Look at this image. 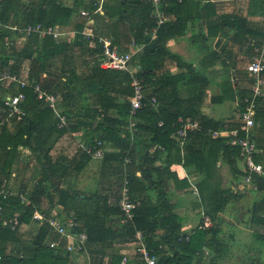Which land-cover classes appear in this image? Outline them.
<instances>
[{
	"label": "trees",
	"instance_id": "16d2710c",
	"mask_svg": "<svg viewBox=\"0 0 264 264\" xmlns=\"http://www.w3.org/2000/svg\"><path fill=\"white\" fill-rule=\"evenodd\" d=\"M168 1L169 6L165 9L166 20L156 28L155 37L152 39L150 32L156 24L150 3L144 0H119L115 11L109 12L108 9L110 17L117 16L110 27L108 38L111 46L116 47L119 52H126L133 39L134 44L141 48L133 56L131 64L138 67L134 75L141 80L143 86L142 107L132 117L135 126L134 131L130 132L128 122L130 98L133 94L131 75L100 67L102 46L98 42L91 47L88 45L81 34L83 24L77 26L78 31L72 47L84 56L85 72L79 74L76 69L71 68L64 70L59 78L50 73L43 78L40 77V72L46 68L47 61L69 50L70 44L46 36L38 42L35 51L26 47L17 51L13 44L6 46L4 38L8 37L13 42L12 38L17 35L8 29V16L13 9L11 0H0V23L5 24L0 26V66L17 73L15 69L21 58H30L29 78L40 80L43 88L56 96L58 92L64 94L62 101L58 102V109L69 120V131L76 133L82 129L81 139L86 145L99 141L106 147L118 146L121 151L120 162L122 163L125 155L130 160L128 188L131 198L139 202L134 209L133 222H120L117 201L122 168L119 169L118 192L112 203L97 200L90 210L89 205L84 206L85 204L79 207V211L77 206L74 207L80 228L87 234V248L94 253H104L108 247L111 248L106 251L111 254V264H120L122 256L119 250H112V246L115 243L123 245L129 242L136 231L145 235L148 247L158 258L157 264H220V260L230 252V246L225 244L221 236L223 230L219 214L239 196L230 188L212 184L213 174L210 172L209 163L215 162L221 156L232 173L237 174L235 158L238 157L239 149L228 145L222 137L210 136L209 130L224 124L214 121L201 110L210 79L196 69L192 62L172 52L167 46L170 38L184 34L188 19H183L182 14L186 11L188 2ZM92 2L93 0H75L71 7H67L61 0H31L21 16L16 15L10 23H41L65 27L76 10L84 8L91 11L94 8ZM170 14L175 17L168 19ZM263 34L264 32L260 37ZM86 56L91 60H87ZM9 62L13 64L9 65ZM57 84L62 85L60 91ZM22 91L26 96L21 105L25 111L23 121L16 131L4 130L0 133V179L8 178L18 158L19 148L29 149L36 162L29 167L33 169L32 189L28 193L32 206L24 207L17 199L10 203L0 199V205L4 206L5 215L18 211L20 220L30 223L34 209L42 210L41 198L47 199L50 196L46 168L53 148L56 147L54 150L57 152H60L59 148L62 149L58 144L65 130L57 128L53 111L43 105V101L37 98L31 88H24ZM1 96L2 94L0 98ZM153 97L156 105L151 102ZM99 110L103 112V116H100ZM110 111L114 114L109 113ZM187 117L197 120L201 129L188 132L182 164L184 167L195 164L202 172V179L196 185L198 200L195 205L212 220V225L206 228L201 227L200 220L189 232L182 230L184 217L176 211L177 204L168 197L167 192L169 177L176 183L177 188H184L185 191L188 188L187 181L185 178L177 179L167 167L161 169L159 165H155L163 153L175 146L171 135L180 126V120ZM256 117L262 120L261 114ZM159 122L162 124L159 125ZM69 137L67 142L73 144L71 136ZM155 146H161L162 149ZM77 150L83 153L82 163L79 165L82 168L83 161L92 157L80 147ZM58 157L65 159L62 153ZM255 160L259 162L256 157ZM137 172L140 174L136 175ZM254 181L257 186L255 192L262 195L263 203L262 213L258 216L253 214L250 221L263 229L260 233L254 231L253 235L259 245L264 247V178L254 176ZM22 184L18 188L24 190L27 186ZM62 195L60 194L64 197ZM46 234L47 225L43 224L31 239L25 240L21 233L0 225V264H72L71 258L74 255L61 246L49 247L45 242ZM230 236L233 238L232 232ZM205 248L209 250L208 253ZM13 250L16 252L13 253ZM75 264L81 263L75 260ZM126 264L144 263L135 256Z\"/></svg>",
	"mask_w": 264,
	"mask_h": 264
},
{
	"label": "crops",
	"instance_id": "0c3cea01",
	"mask_svg": "<svg viewBox=\"0 0 264 264\" xmlns=\"http://www.w3.org/2000/svg\"><path fill=\"white\" fill-rule=\"evenodd\" d=\"M30 1L11 0L13 9L8 16V25L11 24L10 22L14 20L16 15L18 17L21 16ZM61 2L65 6L71 7L75 0H61ZM187 2L186 11L182 14L183 19H188L184 34L170 38L167 46L172 52L192 62L196 69H199L209 77L210 84L201 108L202 112L214 121L228 122L230 126L236 127L240 123V114L243 106L242 99L249 95L251 91L252 81L245 71V66L252 55L251 41H257L264 32V0H187ZM104 3L103 14L92 15L89 24L93 29L109 37L110 27L117 16L110 17L108 9L109 12L115 11L119 0H105ZM81 9L83 8L71 14L69 21L65 24L66 33L61 38V41L70 44V49L51 57L46 63V68L40 72V77H45L46 75L48 77L50 73L52 76L59 78L64 70L71 68L76 69L79 74L85 72L86 60L84 56L72 47L78 31L77 26L81 25V23L83 24L84 21L79 15ZM174 17L173 14H170L168 19H173ZM1 25L4 26L5 24L0 23ZM44 38L33 36L19 40L14 36L12 38V46L17 51H21L25 47L35 51L38 42ZM88 56H86V59L91 60ZM21 59L15 72L29 75L31 60L30 58ZM5 69L0 66V72ZM232 73H235L238 78L236 82L231 80ZM61 87V84H57L58 91H60ZM8 90L16 91V88L5 83L0 85V95ZM63 96L64 94L61 92L57 93L58 102L62 101ZM109 113L114 114L113 111ZM260 114L262 120L256 117V115ZM254 122L251 133L257 148L255 157L260 163H264V96L257 98ZM82 132L83 130L81 129L76 133ZM59 142H61L59 144L63 146V150L59 148L60 152L58 151L57 154L62 153L65 159L60 158L63 156L58 157L56 153L55 156L53 155L54 148H56L54 147L51 151L53 157L51 155L46 168L50 182L47 186L50 196L47 199L45 197L41 198V211H56L61 215L70 213L77 215L74 208L76 206L79 211V207L83 204H85L84 206L89 205L88 209L90 210L91 205H94L97 200L112 203L116 196L115 194L118 192L119 169L121 168L119 160L120 147L108 145L102 158H89L83 161L82 168H79L82 163L83 153L77 150V147L72 145V143L67 142L66 136H63ZM182 152L184 153V146ZM183 153L181 154L179 147L174 146L171 150L163 153L159 160L155 162V165H159L160 168L167 167L169 172H173L176 175L177 179L185 178L187 181L188 188L185 191L184 188H177L176 183L169 177L167 192L168 197L177 204L176 211L184 217L182 230L189 232L199 223L202 215L205 214L197 209L195 202L198 200V196L190 189L191 185L196 187L197 183L202 179V172L196 168L195 164L184 167L182 164ZM209 166L211 168L210 172L213 174L211 178L212 184L230 188L233 193L239 196L237 200L230 202L225 210L219 214L221 229H224L222 228L223 223H227L234 230L237 229L239 233H243L245 230V234L252 237L250 239L251 243L245 252L255 250L257 254L253 255L261 262L260 258L264 256V247L259 245L253 232L260 233L263 229L252 224L250 219L253 214L258 216L262 213V195L248 188H242L241 177L245 172L243 163L238 157L235 158L237 174L232 173L231 168L221 156L215 162H210ZM139 174L140 172L136 173V175ZM17 177L18 173L11 168L8 178L17 180ZM52 179L56 180L54 181L55 185L52 184ZM30 180L28 184H22L27 186L28 193L32 189L33 180L31 182ZM60 194H63L62 196L64 197H61ZM249 198H252V200ZM242 201L247 202L246 214L242 215L246 221L244 230H241L240 227L236 228L234 225L241 213V211L239 212L240 208L237 209V207L242 205ZM230 211L234 212L229 222L226 218L229 219L227 215H229ZM222 234L223 232H221V236ZM50 239L59 241L61 246L64 244L57 234L50 235ZM224 240L225 244L230 246V252L225 258L220 260V264H223L226 258L231 256L233 246L238 244L234 233L233 238L228 235ZM107 249L111 248L108 247ZM113 249L119 250V253L122 250L132 251L125 243L123 245L115 243L112 246ZM106 251L104 253H94L90 250L89 255L92 254L89 258L90 261L88 259L87 261L90 264H111V254ZM208 251L205 248V252L208 253ZM81 256H85V254H81ZM132 257H135V255H132Z\"/></svg>",
	"mask_w": 264,
	"mask_h": 264
},
{
	"label": "built area",
	"instance_id": "2783aa9c",
	"mask_svg": "<svg viewBox=\"0 0 264 264\" xmlns=\"http://www.w3.org/2000/svg\"><path fill=\"white\" fill-rule=\"evenodd\" d=\"M151 4L153 7L152 17L155 19V27L150 32V38H154L156 34V28L162 25L166 20L165 9L169 6L168 0H144ZM180 1V0H179ZM105 0H93L92 4L94 8L90 11L87 9L80 10V17L83 21V28L81 30L82 36L87 41L88 45L94 46L96 42L102 46L100 67L105 69L118 70L127 72L131 75V86L133 88V94L130 98V111L128 129L130 132L134 131L133 115L137 109L142 107L143 99V86L141 80L134 75V72L138 70L131 64L133 56L141 49L136 46L131 40L129 50L126 52H119L116 47L111 46L110 39L93 29L89 24L90 17L94 14H103V4ZM8 29L17 35L19 40L29 38L31 36H38L44 38L46 36L53 37L56 41L61 40L65 34L64 27L58 25H43L41 23H25V24H11L8 25ZM148 35V32L145 33ZM4 43L6 46L13 44L10 38L5 37ZM252 55L248 63L245 66V71L251 78V91L250 94L243 97L242 104L243 110L240 114V123L238 126H230L228 122H225L221 127L213 130H209L212 138L222 137L226 143L230 146L237 147L239 149L238 158L243 163L244 175L241 177L242 188H248L252 191L257 190L254 176L264 178V164L255 160L257 148L255 141L252 137L251 129L254 126V116L256 112V101L258 97L264 96V34L257 41H251ZM12 62H9L11 64ZM44 78V76H42ZM231 80L236 82L238 80L235 73H232ZM7 84L16 88L14 90H8L2 93L0 98V133L2 131L14 132L19 124L23 121L25 116L24 108L21 106L26 96L22 89L31 88L36 93L37 98L43 101L45 107L50 108L56 120L57 128L64 129L63 136H71V140L80 147L86 154L93 159H100L103 157L107 150L106 146H103L101 142L97 141L93 145H86L82 142L81 133H73L70 130V122L68 118L63 115L58 109V98L47 89L43 88L40 80L35 81L30 79L27 73H12L8 69L0 72V85ZM152 104L156 105V99L151 98ZM100 116H103V112ZM181 124L176 131L171 135V139L175 146L179 147L181 154L184 142L187 134L192 130H200L201 126L197 120L190 117L180 120ZM159 125L162 122L158 123ZM62 136V137H63ZM70 138V137H69ZM157 149H162L161 146H155ZM17 161L22 163L21 157L24 155L26 164L32 167L36 164L32 153L29 149L20 147ZM130 162L127 155L124 156L121 163L122 175L121 185L118 194L117 205L119 207L120 222H133L134 209L139 204L137 200H134L130 196L128 188V163ZM194 194H197V188L193 185L190 187ZM0 199L10 203L11 200H19L24 207L32 206L31 200L28 197V189L24 187V190L18 188V186H11L6 183V179H0ZM20 214L18 211H13L8 216L5 215L4 206L0 205V225L2 227L9 228L12 231L21 233L24 237L26 228L31 224L37 225V229L43 225H47V234L45 242L51 248L61 246L59 241L50 239V235L57 234L64 244L61 246L63 249L71 253V255H81L86 252L87 234L80 227L81 224L74 213L68 215H59L56 211L43 212L34 209L32 212L30 223H26L20 220ZM212 225V220L208 215L203 214L201 218V227L206 228ZM34 235V233L32 234ZM31 235V236H32ZM30 236V237H31ZM131 252L127 250L120 251L121 262L120 264H126L127 261L132 258V255L139 257L144 264H157V256L148 247L146 243V237L141 231H136L132 240L125 243ZM16 251L13 250V253ZM2 255L0 252V259Z\"/></svg>",
	"mask_w": 264,
	"mask_h": 264
},
{
	"label": "rangeland",
	"instance_id": "374dc122",
	"mask_svg": "<svg viewBox=\"0 0 264 264\" xmlns=\"http://www.w3.org/2000/svg\"><path fill=\"white\" fill-rule=\"evenodd\" d=\"M64 30H65V27H64ZM65 33H66V30H65ZM58 145H59V147L61 146L60 144H58ZM72 145L76 146L74 143ZM61 148L63 150V146H61ZM53 152H54L53 155L55 156V153L57 152V150H54ZM66 152H67V150H66ZM51 155H52V153H51ZM53 155H52V157H53ZM22 156L25 157L24 155H22ZM23 157H21V161H23L22 163L16 161L15 164L12 166V169L15 170L16 173H18L17 180H13V178H7V180H6L7 184H11V186L17 187V186L21 185L22 183L28 184V181L31 179L33 169L29 168L28 165L27 166L25 165L27 162H26L25 158H23ZM31 181H32V179L30 180V182ZM54 181H56V180L52 179L53 185L56 184ZM249 199L252 200V198H249ZM234 208H235V206H234ZM238 208H240L239 212L241 211V213L237 217L238 220H236L234 222V225L236 228L240 227L241 230H244V227L246 225V221L242 215L246 214L245 210L247 209V202L242 201V205L240 207H237V209ZM237 209H235V210H237ZM84 210L86 211V209H84ZM233 212L234 211H230L229 215H227V217H229V219L226 218L227 221L230 222V217L233 214ZM240 219H241V221H239ZM37 227H38L37 225L31 224L28 228H26V231L23 232V233H25L23 239H25V240L31 239L32 238L31 235L33 233H35V231L37 230ZM222 228H224L223 234H222V236L224 238L228 237V235H230V233L233 232L236 236V241L238 243L236 246H233L231 256L230 257L228 256L226 258L225 262H223V264H262V263H264V256L262 258H260L261 259V262H260V260L255 255H253V254H257V252L255 250H251V251L248 250V252H247L248 254L245 252V250H247V247H249V245L251 243L250 239H252V237L250 235L245 234V230L243 233H239V231L237 229L234 230V228H232L230 225H227V223H223ZM89 251L87 248L86 252H84L85 256L75 255V258L72 257L71 263L75 264V260H76L78 263H81V264H90L89 258H90L92 253L89 255ZM250 255L253 256L254 258L251 257ZM87 259L89 261H87Z\"/></svg>",
	"mask_w": 264,
	"mask_h": 264
}]
</instances>
